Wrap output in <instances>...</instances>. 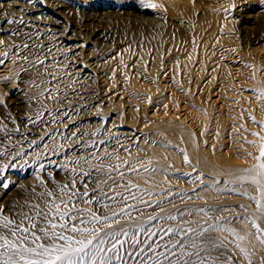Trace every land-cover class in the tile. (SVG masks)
<instances>
[{
    "label": "rangeland",
    "instance_id": "obj_1",
    "mask_svg": "<svg viewBox=\"0 0 264 264\" xmlns=\"http://www.w3.org/2000/svg\"><path fill=\"white\" fill-rule=\"evenodd\" d=\"M59 1L72 10L51 13L66 26V33L62 30L58 37L25 26L19 9H10V18H0V60L4 63L0 64V169L12 168L24 175L19 190L6 200L0 197L5 214L14 218L13 208L18 212L26 202L43 206L40 194L57 193L73 178L79 179L77 173L82 169L94 177L88 164L74 161L84 158L96 164L92 157H103L107 151L118 154L119 160L106 158L104 163L120 164L125 174L121 180L112 173L120 183L104 186L105 191L109 197L124 192L128 199L116 196L91 205L76 203L84 210L82 219H91L89 209L107 217L101 224L80 227L124 229L145 240L148 237L135 227L142 225L147 231L157 232L149 243H166L181 237L170 234L160 241V228L220 223L245 236L238 242L248 252L245 257L235 247L234 236L214 231L211 236L226 243L220 250L222 260L231 257L228 264H249L262 259L264 244L257 237L264 236L242 219L256 208L242 193L257 192L251 184L235 181V177L257 163L255 157L264 143L260 139L264 137V96L260 94L264 90V0H150L155 8L143 7L140 0ZM122 1L130 3L129 13L116 10ZM40 3L39 7L51 9L45 0ZM79 8L107 11L110 17L103 25L116 29L121 39L110 47L88 43L90 48L79 54L87 76L74 74L71 55L59 48L68 30L84 31L94 26L81 19ZM247 10L257 14L255 31L262 38L252 45L244 42L238 20ZM154 18L159 20L155 22ZM38 59H43L44 65L38 64ZM86 91L96 97L93 104L84 102ZM21 99L27 102L20 103ZM187 105L198 111L203 127L188 126L182 115L175 116ZM122 129H139L137 138L127 145L117 144ZM111 137L115 143L108 142ZM80 144H84L81 156L68 159L52 174L43 173L45 155L53 151L67 157ZM123 161L131 162L139 174L128 171L129 165ZM137 161L158 171L144 172ZM83 181L89 188L96 187L89 177ZM128 181L139 185L132 189L135 200L124 191ZM76 187L84 191L83 183ZM178 200L192 203L174 205ZM149 216L157 219L149 220ZM109 224L110 229L106 227ZM212 254L218 255L216 250ZM139 259L143 257L125 255L127 264H138ZM111 264L124 262L113 259Z\"/></svg>",
    "mask_w": 264,
    "mask_h": 264
},
{
    "label": "snow or ice",
    "instance_id": "obj_2",
    "mask_svg": "<svg viewBox=\"0 0 264 264\" xmlns=\"http://www.w3.org/2000/svg\"><path fill=\"white\" fill-rule=\"evenodd\" d=\"M140 3L143 7H157L150 0H140ZM2 43L3 41L0 40V44ZM4 55L7 56V53ZM2 63L3 60H0V64ZM37 63L44 65V60L38 59ZM45 71L47 72V69ZM260 94L264 96V90H260ZM253 120H255L254 117ZM253 135L258 136L259 134L253 133ZM260 139L264 141V137H260ZM248 155L251 156L252 154L249 153ZM92 158L98 163L91 164L89 160L84 158L78 159L74 163L88 164L91 171L96 174L94 177L90 175V172L82 169L80 173H77L79 179L73 178L70 184L60 187L57 193L48 191L40 194L39 198L43 206L26 202L20 206L18 212L13 208L14 218L6 215L5 208L0 206V264H111L113 259L127 264L125 255L130 258L143 257V259H139L138 264H165V262L166 264H228L232 258L228 257L226 260H222L223 253L220 251L226 248V243L224 240H217L212 237L211 233L214 231L225 232L234 236L237 241L235 247L244 253L245 257L248 256L247 250L240 247L238 242L244 240L245 236L240 235L235 228H225L220 223L208 224L206 227H193L189 224L187 227L178 225L175 228H160V241H164V237L170 234L181 237L179 239L170 238L166 243L155 241L149 243L151 237L156 236L157 232L147 231L142 225H135V227L148 237L145 240L139 239L135 232L130 233L124 229L104 231L102 227H80L79 225L101 224L107 217L102 218L89 209L91 219H82L80 217L84 210L78 209L76 203L91 205L94 201L102 203L104 198L114 200L116 196L125 200L128 199L124 192H115L113 196L109 197L104 188V186L111 188L112 184L120 183L113 179L112 173H117L121 180L124 177L125 173L121 171L120 164L106 165L104 163L106 158L119 160L118 154L114 156L112 152L106 151L103 157L93 156ZM255 160L257 163L251 168L243 169L242 174L235 177V181L241 184L248 183L255 187L257 195H249L246 191L242 193L256 205L255 212L245 215L242 219L248 221L257 233L264 236V227L257 223V219H264V143L260 145L259 155L255 157ZM185 161L187 162L186 156ZM136 163L140 164L144 172L158 171V169L150 168L140 161ZM123 164L129 165L128 171L139 174V170L131 166V162L123 161ZM4 167L8 166L5 165ZM2 171L3 169H0V172ZM72 171L75 172V169ZM84 177H89L96 187L89 188L88 184L83 181ZM232 182L229 181V183ZM10 183L6 180L2 181L0 187L8 189ZM78 183H83V192H80L76 187ZM133 188L138 189L139 185H133L131 181L124 185V191L128 192L131 198L135 200L137 197L132 193ZM147 194L151 195V193ZM65 196L67 199H62ZM102 206L108 207L107 204ZM121 211L123 212V209ZM200 211L203 212L204 210L201 209ZM205 214L207 215V213ZM113 215L116 214L113 213ZM148 219L155 220L157 217L149 216ZM167 219L175 220L176 217L168 216ZM237 219L241 218L237 217ZM106 227L110 229L111 225ZM121 236L127 237V239H120ZM257 239H260V242L264 244V239H261L260 236ZM185 240H187V244H185ZM126 244L128 248H125ZM137 248L138 250H136ZM158 248H163L164 251L157 252L156 249ZM122 249L124 250L123 254L121 253ZM173 249H178V252L173 251ZM189 249L194 251H189ZM212 250H216L218 255L214 256ZM108 253H112V255H108Z\"/></svg>",
    "mask_w": 264,
    "mask_h": 264
},
{
    "label": "bare ground",
    "instance_id": "obj_3",
    "mask_svg": "<svg viewBox=\"0 0 264 264\" xmlns=\"http://www.w3.org/2000/svg\"><path fill=\"white\" fill-rule=\"evenodd\" d=\"M1 1L2 0H0V18H10L11 17L10 9H14V10L19 9L20 11H22V14L19 16L21 18L20 20L25 26L29 27L33 31H40L41 33L47 32L50 35H53L54 37H58L59 35H61L59 33L62 32V30L64 31V29L66 30L65 28L66 26L64 25L61 19L52 15L51 13L60 15L58 14V12L62 13L64 10H67V11L72 10L70 7H68V5H66L65 3L59 0H45L46 4L51 8L49 9L51 12H48L49 10L47 11L46 6L39 7V5L41 6V3L39 4V0H10L8 2H1ZM129 4L130 3L128 1H122L121 5H119V7L116 10L119 9L118 12L121 14L126 13V12L129 13V9H130ZM55 10H57V12H54ZM77 12L83 21H85L86 23H90L94 26L92 27V29L90 30L84 29V31H81L80 29L68 30L69 34L67 35L65 34L66 36H62L61 40L58 39V41L60 40L61 42V45L59 46V48H61L63 51L71 55L72 57V59H70L72 60L71 68L74 70V74L78 73L79 75V73H82L83 76L84 75L87 76L88 73L85 72V68L83 67V65H81L79 54L85 48H90V45H88V43L90 44L103 43L110 47V46H115L118 43H120L121 39L118 37L116 29L103 25V23L107 21L106 19L110 17L109 14H107L108 13L107 11H98V10H95V11L88 10L87 11V10L79 8ZM256 19H257V14L253 10H247L243 12L241 15H239V18H238L239 22L241 23L240 27L242 26L241 29L244 31V42L247 43L248 45H252L258 42L260 39H262L261 36L258 34L259 32L255 31ZM153 20L156 22L159 19L154 18ZM64 33L66 32L64 31L63 34ZM48 38H49V35H48ZM85 38H88L90 40L88 41ZM65 62L67 65L68 61H65ZM263 62H264V56H263ZM5 67H6V64H5ZM83 98H84V102L90 104L95 100L96 97L94 96L93 92L86 91ZM19 102L21 103V102H27V101H24L23 99H21ZM180 115L183 116L182 119H184V121L186 122L188 126L198 125V126L203 127L200 123V114L198 113V111H196L195 108L187 105L183 109L182 113L176 114L175 116L179 118ZM89 116H92V114H90ZM138 132H139V129H136V130L135 129H122L119 132L120 133V135L118 136L119 140L116 143L119 145L121 143H123L124 145L125 144L127 145V143H131V141L133 142L137 138L136 134ZM109 141L112 143H115L116 140L113 137H111L109 138L108 142ZM81 150H84V144H80L73 151L69 152L67 157L57 156L53 151H51L50 153H48L47 155L43 157V163H42L43 173L45 174L54 173L60 168V166L64 165L66 161H70L68 159L81 156L82 155ZM23 176H24L23 173L15 172L12 168L3 169V171L0 172V180L1 179L2 181L6 180L11 183L8 189H2L0 191V197L6 200L10 197V195L15 190H19V186L21 185V183H23ZM188 203H192V201L178 200L174 205H178V204L183 205V204H188ZM255 210L256 208H253L252 213L255 212ZM257 223H259L262 227H264V219H257ZM236 264H243V262L238 261ZM251 264H264V255L262 259L252 260Z\"/></svg>",
    "mask_w": 264,
    "mask_h": 264
}]
</instances>
